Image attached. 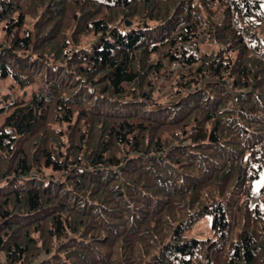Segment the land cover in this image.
Returning a JSON list of instances; mask_svg holds the SVG:
<instances>
[{
	"label": "trees",
	"instance_id": "obj_1",
	"mask_svg": "<svg viewBox=\"0 0 264 264\" xmlns=\"http://www.w3.org/2000/svg\"><path fill=\"white\" fill-rule=\"evenodd\" d=\"M7 82L6 264H264V0H0Z\"/></svg>",
	"mask_w": 264,
	"mask_h": 264
},
{
	"label": "rangeland",
	"instance_id": "obj_2",
	"mask_svg": "<svg viewBox=\"0 0 264 264\" xmlns=\"http://www.w3.org/2000/svg\"><path fill=\"white\" fill-rule=\"evenodd\" d=\"M127 24V21H126ZM131 24V23H130ZM200 47H198V56L200 55L201 51L203 50H207L206 47L203 45L204 43V38L202 36H200ZM200 43V42H199ZM193 45H195V43H192ZM196 46V45H195ZM200 49V50H199ZM192 68L191 67H183L179 62H176L174 64H172L171 66H169L168 69H166L165 73L161 76V78L157 81L156 83V87L159 90V92H157L159 94V96L164 98H169V94L170 93V87L171 84L173 82V79L177 76H183L185 74H187ZM10 82H7L6 85L4 87L0 86V92L1 93H5L6 90H8V86H9ZM2 89V90H1ZM14 95V99L17 100L18 96H22V94L19 92H13ZM31 90L28 91L27 95L25 96L26 99H30L31 97ZM9 113V111H5L3 113V115L1 116V120ZM200 237H209L211 236V232H210V227L209 224H203L202 227H200L197 232H196ZM0 264H6L5 263V257L2 253H0Z\"/></svg>",
	"mask_w": 264,
	"mask_h": 264
},
{
	"label": "built area",
	"instance_id": "obj_3",
	"mask_svg": "<svg viewBox=\"0 0 264 264\" xmlns=\"http://www.w3.org/2000/svg\"><path fill=\"white\" fill-rule=\"evenodd\" d=\"M182 48L187 53V55H192L194 58L198 57V48L192 43H187Z\"/></svg>",
	"mask_w": 264,
	"mask_h": 264
},
{
	"label": "water",
	"instance_id": "obj_4",
	"mask_svg": "<svg viewBox=\"0 0 264 264\" xmlns=\"http://www.w3.org/2000/svg\"><path fill=\"white\" fill-rule=\"evenodd\" d=\"M130 24V22L129 21H127V25H129Z\"/></svg>",
	"mask_w": 264,
	"mask_h": 264
}]
</instances>
